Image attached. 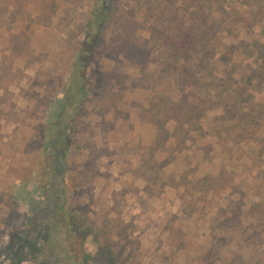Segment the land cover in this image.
Here are the masks:
<instances>
[{
  "label": "rangeland",
  "instance_id": "rangeland-1",
  "mask_svg": "<svg viewBox=\"0 0 264 264\" xmlns=\"http://www.w3.org/2000/svg\"><path fill=\"white\" fill-rule=\"evenodd\" d=\"M207 1L217 0H0V264L45 257L4 247L46 212L32 179L101 8L108 19L67 152V207L91 264H264L259 0H219L214 44L188 60L163 54L141 68L129 52L135 40L146 44L167 8L178 25ZM185 69L196 76L198 97L210 100L201 102L203 117L188 108L195 100Z\"/></svg>",
  "mask_w": 264,
  "mask_h": 264
},
{
  "label": "trees",
  "instance_id": "trees-1",
  "mask_svg": "<svg viewBox=\"0 0 264 264\" xmlns=\"http://www.w3.org/2000/svg\"><path fill=\"white\" fill-rule=\"evenodd\" d=\"M218 1H207L210 3H204L200 12L193 16L192 21L189 22L188 19H185L178 25L171 15L173 9L167 8L166 12L170 15L157 18V23L160 26L151 27L152 37L145 41V45L137 43L136 40L133 44H128L131 48L129 52H132L130 56L142 68L145 65L144 62H152L154 59L162 57L163 54L188 60L193 56L190 52L199 51V45L202 51L207 50L214 44L218 34L214 13H212L213 10L219 9ZM263 2L264 0L261 4ZM257 4V13L260 15L264 12V4L260 5V0ZM166 12L164 15L167 14ZM107 19V9L101 8L94 12L88 22L86 35L67 89L65 104L57 117L52 120L49 135L43 143L42 150L46 158L32 181L37 182L43 189L46 212L41 216H37L38 213L35 214L31 221L32 226L27 231L23 233L16 231L12 234V240L4 247L7 254L14 252L15 244H20L19 249L29 246L36 256L46 252L45 257L38 258L36 264H91L92 254L85 249L86 236L82 233L81 226L77 224V217L67 207V174L69 171L67 152L72 145L71 125L76 111L85 99L90 62L95 52L97 39ZM193 30H197L196 35ZM146 50L147 52H145ZM185 71L186 75L182 77V81L186 84L188 93L192 94L189 97L195 100V103L189 104L188 108H190L189 110L194 108L193 110H197L196 112L199 110L203 117L202 114L207 109L202 106L201 102L209 103L210 100H201L198 97L200 94L196 92L198 87L196 76L189 69H185ZM178 105L176 104V106ZM32 233L37 235L35 240L28 238ZM89 238L91 235L87 239ZM100 248L102 250L104 246ZM17 262L20 264L23 262V258H19Z\"/></svg>",
  "mask_w": 264,
  "mask_h": 264
},
{
  "label": "crops",
  "instance_id": "crops-1",
  "mask_svg": "<svg viewBox=\"0 0 264 264\" xmlns=\"http://www.w3.org/2000/svg\"><path fill=\"white\" fill-rule=\"evenodd\" d=\"M59 113H60V112H59ZM59 113H58V114H59ZM22 184H23V182H21L20 180L17 181L18 188H20L19 186L22 185ZM20 190H22V189L20 188Z\"/></svg>",
  "mask_w": 264,
  "mask_h": 264
},
{
  "label": "water",
  "instance_id": "water-1",
  "mask_svg": "<svg viewBox=\"0 0 264 264\" xmlns=\"http://www.w3.org/2000/svg\"><path fill=\"white\" fill-rule=\"evenodd\" d=\"M105 6H107V1H106V3H105Z\"/></svg>",
  "mask_w": 264,
  "mask_h": 264
},
{
  "label": "flooded vegetation",
  "instance_id": "flooded-vegetation-1",
  "mask_svg": "<svg viewBox=\"0 0 264 264\" xmlns=\"http://www.w3.org/2000/svg\"><path fill=\"white\" fill-rule=\"evenodd\" d=\"M106 3V2H105ZM105 3H104V5H105ZM105 7H107V6H105ZM15 246V245H14Z\"/></svg>",
  "mask_w": 264,
  "mask_h": 264
}]
</instances>
